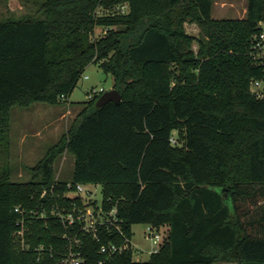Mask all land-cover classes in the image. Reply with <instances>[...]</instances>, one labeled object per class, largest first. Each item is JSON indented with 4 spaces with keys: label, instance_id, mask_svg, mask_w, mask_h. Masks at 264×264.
<instances>
[{
    "label": "trees",
    "instance_id": "obj_1",
    "mask_svg": "<svg viewBox=\"0 0 264 264\" xmlns=\"http://www.w3.org/2000/svg\"><path fill=\"white\" fill-rule=\"evenodd\" d=\"M122 4L126 11H110ZM212 5L42 0L34 12L0 17V264H74L63 261L66 229L50 214L52 203L68 205L55 197L67 181L99 184L122 230L101 225L97 238L76 224L67 230L78 232V264H264V98L249 89L262 74L249 46L264 0H246L241 18H213ZM89 64L111 75L119 102L96 107L102 92L83 101L67 131L27 166L28 178L11 180L2 157L11 108L65 100ZM65 153L72 175L55 179ZM51 185L54 196L40 198ZM42 209L46 217L30 213ZM21 220L24 245L14 234ZM135 223L166 227L147 260H133L132 249L99 251L131 238Z\"/></svg>",
    "mask_w": 264,
    "mask_h": 264
},
{
    "label": "rangeland",
    "instance_id": "obj_2",
    "mask_svg": "<svg viewBox=\"0 0 264 264\" xmlns=\"http://www.w3.org/2000/svg\"><path fill=\"white\" fill-rule=\"evenodd\" d=\"M42 0H0L1 15H21L34 12ZM121 5H116L110 11H120ZM246 0H213L211 15L213 18H241L245 15ZM98 14L109 12L105 7H98ZM8 17V16H6ZM185 30L197 35L199 28L195 23L185 22ZM102 27L94 28V36L102 34ZM196 48V45H193ZM111 75L105 74L95 64H89L79 78L73 92L56 104L34 102L26 107L14 106L10 111V124L7 131L8 148L2 153L3 163L7 164L11 172V180L27 179V166L34 165L67 131L78 111L82 108L86 94L94 88L104 91L112 88ZM172 141L177 139V132H172ZM74 158L65 153L54 162L55 176L59 179H69L72 175ZM85 187L95 191L91 199H100L101 186L99 184H85ZM83 194V193H82ZM144 223L131 226V244L133 260H147L150 253L157 249L162 241L166 228H160V238H146ZM215 264H235L219 261Z\"/></svg>",
    "mask_w": 264,
    "mask_h": 264
},
{
    "label": "built area",
    "instance_id": "obj_3",
    "mask_svg": "<svg viewBox=\"0 0 264 264\" xmlns=\"http://www.w3.org/2000/svg\"><path fill=\"white\" fill-rule=\"evenodd\" d=\"M127 10V5H121V12ZM249 54L252 60L261 67L262 74L259 78H254L250 81L249 89L250 92L256 98H264V20L258 22L257 30L252 36ZM103 88H94L92 87L89 92L86 94V98L90 99L99 92H103ZM55 179H59L57 176ZM95 185V184H94ZM66 189H64L61 195L57 194L56 198H67L70 199L67 206H61L57 201L51 204L50 214L57 216L64 224L66 232L63 233L62 237L67 241V253L64 262H70L78 264L81 261L79 252L74 251L75 245L79 244V238L77 237L78 232L90 233L94 238H97V228L98 226H105L106 228L115 229L119 232H122L120 226V220L116 216V206L113 205L110 209L105 210L102 206V198L100 195L99 200L91 199V196L95 191H92L88 187H85V184L76 183L73 184L70 181L65 183ZM54 185H51L49 190L43 188L40 193V198L44 197L47 193L51 197L54 196ZM83 193V194H82ZM78 198L81 200V204H77L73 199ZM16 211H21L19 207H15ZM30 213L40 217H46L45 210H33ZM78 225V232H75L73 235L68 234L67 230H73L74 225ZM21 229L17 230L14 234L16 236H21L20 241L23 244V220L20 221ZM144 234L146 238L153 239L155 243L156 240L160 238L159 229L146 224ZM41 248V247H40ZM132 249L131 238L124 236V239L121 243H108L101 244L99 251L110 257L113 254L120 253L124 250ZM154 249L153 251H156Z\"/></svg>",
    "mask_w": 264,
    "mask_h": 264
},
{
    "label": "water",
    "instance_id": "obj_4",
    "mask_svg": "<svg viewBox=\"0 0 264 264\" xmlns=\"http://www.w3.org/2000/svg\"><path fill=\"white\" fill-rule=\"evenodd\" d=\"M120 98V93L116 89L111 88L100 94V96L95 100V106L101 107L109 101L119 102Z\"/></svg>",
    "mask_w": 264,
    "mask_h": 264
},
{
    "label": "crops",
    "instance_id": "obj_5",
    "mask_svg": "<svg viewBox=\"0 0 264 264\" xmlns=\"http://www.w3.org/2000/svg\"><path fill=\"white\" fill-rule=\"evenodd\" d=\"M8 15H9V14H8ZM8 15H1V13H0V17H1V18H5V16H8ZM165 228H166V227H165ZM165 228H164V229H165ZM228 263H229V262H228ZM233 263H234V262H233ZM214 264H215V263H214Z\"/></svg>",
    "mask_w": 264,
    "mask_h": 264
}]
</instances>
